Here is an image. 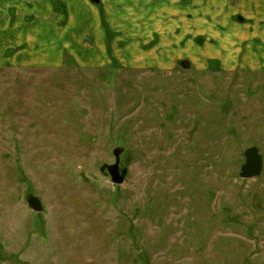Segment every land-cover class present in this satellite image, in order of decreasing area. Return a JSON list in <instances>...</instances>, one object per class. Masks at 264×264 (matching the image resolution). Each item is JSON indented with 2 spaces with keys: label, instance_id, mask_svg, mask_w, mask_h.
I'll return each instance as SVG.
<instances>
[{
  "label": "rangeland",
  "instance_id": "obj_1",
  "mask_svg": "<svg viewBox=\"0 0 264 264\" xmlns=\"http://www.w3.org/2000/svg\"><path fill=\"white\" fill-rule=\"evenodd\" d=\"M101 1L71 8V43L36 23L0 38V264H264V167L241 177L249 147L264 164V17L236 12L234 37L204 0L169 38L189 7ZM22 9L0 18L46 19ZM115 149L122 185L101 171Z\"/></svg>",
  "mask_w": 264,
  "mask_h": 264
},
{
  "label": "crops",
  "instance_id": "obj_2",
  "mask_svg": "<svg viewBox=\"0 0 264 264\" xmlns=\"http://www.w3.org/2000/svg\"><path fill=\"white\" fill-rule=\"evenodd\" d=\"M4 0H0V2H3ZM12 4H14L15 6L20 3V5L22 6V14H25L26 12L29 14H35V16L39 13H46L47 16L45 17L46 19H42V18H37L35 17V20L33 21H27V19H25L21 13H19L16 17H3L0 18V38H5L6 35H10L12 33V30L14 28H16V32H20L21 30H26L28 29V27H30L32 24H37L39 29L38 32H40L42 29L46 28L47 26H53L54 29L60 28L61 29V33L60 36L63 37V40H66L67 42L71 43V25L74 24L75 22H80L82 17L77 16V15H71V8L73 6H81L82 4L87 5L86 2L92 4L90 2V0H63L62 2L65 4V7L63 9V12H59L56 13L53 11V6L51 3V0H25V2L19 1V0H11ZM106 4L109 5L110 3L115 2L116 0H105ZM122 1V0H121ZM127 0H125L124 2H126ZM175 3L180 4L182 6H187L189 7V11L183 15L179 17V21L175 20V24L176 27L173 28V25H171L169 27L170 29V37L172 38L173 36H176L175 31H177L178 27H180V31L182 32V35H187L190 32H183L182 30V24L186 21H194L197 20L200 23L204 24V13L205 12H201L200 9L206 8L207 6H205L206 2L204 0H192L190 3H186L184 4V0H173ZM230 0H220V5L219 8L217 10V15L216 19H214L213 21L210 22V24H213L214 21L219 19V16L221 17L222 20H225L228 16V22L232 25L229 28L230 33L232 34V36L234 37H245L246 33L243 30V26L240 25V23L235 22L234 17L237 16L236 12H239L240 10L245 12V10H248L250 7L254 8L253 11H256L259 13L258 17H264V10L260 9V7L264 6V0H259V4L260 7L256 6L255 4V0H240V4L236 8H233L234 10V14L229 15L226 12V2H229ZM29 3H32V5H30V7H27L26 5H29ZM153 3H149L148 7L149 9L153 6ZM156 4V2H155ZM197 7V9H195ZM232 9V8H231ZM34 12V13H33ZM208 13L211 12V10L207 11ZM192 15V17H191ZM223 16H226L225 18H223ZM92 17V16H91ZM246 19V18H245ZM41 20L46 21V22H41ZM93 21L94 20H89L86 22L87 25H91L93 28L95 26V28H97L96 26V21H94V25H93ZM208 23V22H207ZM51 26V28H52ZM52 28V30H53ZM98 30V29H96ZM205 30V29H202ZM99 31V30H98ZM43 33V32H42ZM98 33V32H96ZM96 33L93 36V38L95 40H99L100 41V33L97 36ZM92 34V33H91ZM90 36V35H89ZM92 41V40H91ZM261 47H264V44H260ZM2 50L5 49H1L0 48V52ZM218 50V48H217ZM204 51H194L193 54H198V53H202ZM208 52H211L210 50H208ZM234 55V54H233ZM227 57L232 58V53H228ZM251 59L250 55H245V62L244 64H247L248 61ZM209 60V59H208ZM253 63L256 62L255 58L251 59ZM11 64L10 61L8 60H4V58H0V64Z\"/></svg>",
  "mask_w": 264,
  "mask_h": 264
},
{
  "label": "water",
  "instance_id": "obj_3",
  "mask_svg": "<svg viewBox=\"0 0 264 264\" xmlns=\"http://www.w3.org/2000/svg\"><path fill=\"white\" fill-rule=\"evenodd\" d=\"M92 2L99 4L100 0H92ZM121 154L122 149H115L113 151L115 163L113 165H106L101 169L102 172L107 171L112 183L116 185H122L128 175V169H121L120 167ZM245 157L246 162L241 169V177L244 179H253L259 177L263 170V159L260 156L257 148L252 147L247 149L245 152ZM27 202L33 211L37 213L43 212L44 208L41 200L38 197L30 195L27 198Z\"/></svg>",
  "mask_w": 264,
  "mask_h": 264
},
{
  "label": "trees",
  "instance_id": "obj_4",
  "mask_svg": "<svg viewBox=\"0 0 264 264\" xmlns=\"http://www.w3.org/2000/svg\"><path fill=\"white\" fill-rule=\"evenodd\" d=\"M237 18V20L238 21H241V22H243L244 21V19L243 18H241V17H236ZM182 64H188V62H183ZM232 221V220H231Z\"/></svg>",
  "mask_w": 264,
  "mask_h": 264
},
{
  "label": "flooded vegetation",
  "instance_id": "obj_5",
  "mask_svg": "<svg viewBox=\"0 0 264 264\" xmlns=\"http://www.w3.org/2000/svg\"><path fill=\"white\" fill-rule=\"evenodd\" d=\"M124 167H121V169H123Z\"/></svg>",
  "mask_w": 264,
  "mask_h": 264
}]
</instances>
